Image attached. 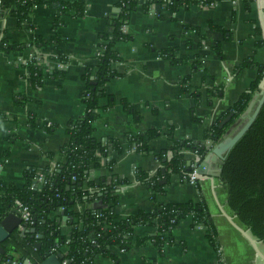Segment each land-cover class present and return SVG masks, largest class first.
<instances>
[{"label": "crops", "instance_id": "1", "mask_svg": "<svg viewBox=\"0 0 264 264\" xmlns=\"http://www.w3.org/2000/svg\"><path fill=\"white\" fill-rule=\"evenodd\" d=\"M44 1L33 8L25 21L0 11V112L6 115L0 122V181L17 187L25 184L28 168L53 169L61 160V150L69 141V123L85 111L83 72L87 66L96 65L102 37L113 33L111 19L121 11L117 0H85V14L77 18L65 16V25L55 31L56 11L47 2L62 0ZM138 1V8L123 28L132 40L115 46L122 61L114 66L121 75L105 84L108 96L100 99L93 131L97 140L118 141L122 150L118 152L108 145L102 164L92 165L87 177V181L115 188L120 218L152 208L154 193L139 180L138 170L151 176L159 170L164 172V159L171 155L168 149L172 136L203 143L205 132L243 93L251 91L259 76L256 65L264 64V0H218L213 7L189 0L177 9L167 4L171 0H160L148 11L144 9L146 0ZM210 23L222 30L213 31ZM56 32L57 42L52 38ZM201 35L205 38L201 39ZM37 38L45 45L37 46ZM3 41L22 48L6 52L1 48ZM197 42L204 48H198ZM216 43H220L222 55L212 49ZM166 48H177L179 56L188 57L187 62L171 64L159 54ZM199 53L205 57L195 67ZM35 57L42 61L44 69L39 87L27 70L28 62ZM61 57L70 61L63 64L66 74L56 77L51 70L63 68ZM186 77H190L187 83L183 81ZM260 89H264V76L255 92ZM33 115L35 126L29 124ZM48 122L56 127H47ZM131 129L143 134L150 129L160 131L161 135L149 142L150 153L136 150V144L129 139ZM233 129H229V136L237 127ZM199 156L195 151L186 152V163L191 162L193 168L191 173H196L194 164ZM220 168L212 162V174L196 173L194 182L180 174L171 175L165 183V178H161L163 192L155 195L162 203L198 201L203 197L217 228L218 248L207 237L205 225H194L187 218L174 228L172 242L163 248L148 241L126 251L115 249L120 263L264 264V244L252 236L228 205L229 188L218 175ZM124 179L128 182L122 183ZM84 187L98 191L87 187L86 182ZM3 195L0 189V211ZM88 206L101 209L104 204L102 200L78 203L72 210L83 212ZM49 218L62 233H70L72 227L62 212L52 211ZM153 234L154 228L148 225L134 228L137 239ZM10 257L20 259L14 251ZM94 264L115 262L98 253Z\"/></svg>", "mask_w": 264, "mask_h": 264}, {"label": "trees", "instance_id": "2", "mask_svg": "<svg viewBox=\"0 0 264 264\" xmlns=\"http://www.w3.org/2000/svg\"><path fill=\"white\" fill-rule=\"evenodd\" d=\"M188 1L171 0L167 4L171 9H177ZM43 2L46 1L0 0V11H8L20 21H25L30 18L33 8ZM159 2L160 0H146L145 11H148L153 3ZM139 3L138 0H117V6L121 11L111 19L114 31L111 35L102 37L103 42L100 46L104 49L96 54V65L87 66L82 75L86 85L82 96L85 111L83 115L69 123L67 128L69 141L62 148V158L56 167L53 169L28 168L25 172V184L22 187L7 185L0 181V189L4 191L3 210L11 209L16 201L22 202L30 209L34 222L28 226V229L33 227L36 229L34 235L29 232L26 237H23L15 232L11 239L6 240L2 244L6 254L3 255L0 264H5L4 261L10 259V253L13 251L20 256L17 261L19 264H24L25 259L41 262L54 251L61 252L68 264H94V257L98 253L111 258L115 264H121L115 249L126 251L148 241L163 248L165 243L172 242L174 228L187 218H190L194 225H205L207 237L211 244L218 248L217 228L203 197L198 201L162 203L156 199L155 195L163 192L164 185L160 184L161 178L169 180L173 174L184 177L190 175L193 169L188 170L187 151H195L199 155L205 154L207 144L204 142L207 140L219 142L231 125L246 111L264 76V64L256 65L259 68V76L252 84L251 91L243 93L239 100L205 132L203 143L180 140L172 136V145L168 149L171 155L164 159V172L159 170L155 176H151L150 173L138 170L139 180L154 193L152 208L149 211H140L127 218H120L117 212L118 197L115 194V188L100 182L87 181L91 166H100L107 156L108 145H112L118 152L122 150V145L118 141L109 140L103 143L93 136V131L94 123L99 117L100 99L108 96L105 84L121 75L114 66L122 61L115 46L120 41L132 40L131 35L125 33L123 28ZM47 5L56 11L53 26L55 31L65 25V16L77 18L84 15L87 9L85 0L48 1ZM209 27L213 31L222 30L212 23ZM196 30L200 34L199 30ZM52 38L57 42L58 32ZM203 38L205 37L201 35V39ZM36 44L37 46L45 45L40 38H37ZM191 44L193 45L190 42L189 45ZM196 46L200 49L204 48L201 42H197ZM1 48L11 52L22 48V45L3 41ZM212 49L222 55L220 43L213 45ZM177 52V48H166L159 51V54L173 65L187 62L188 57L179 56ZM204 57V53L197 54L194 66H198ZM69 61L68 58L61 57L62 64H68ZM27 70L35 85L41 86L44 75L42 61L35 57L32 63L27 65ZM65 72L64 67L51 70V74L56 77L65 75ZM189 78L186 77L183 81L187 83ZM113 104L114 100L110 106ZM124 106L127 110L131 109L126 101ZM231 112L234 113L232 120L220 128V123ZM5 119L6 115L0 112V122ZM29 124L35 126L34 115L29 118ZM54 127L56 126L53 125L50 128ZM129 134H131L130 142L136 144V150L140 153H150L149 142L161 135L160 131L155 129H150L145 134L131 129ZM41 175L45 176V181L38 183ZM220 176L229 188L228 205L254 237L264 244V104L252 126L227 155ZM85 182L87 187L98 188V191L85 189ZM127 182V179L122 180V183ZM97 200H102L103 208L94 209L88 206L83 212L72 210L75 204H91ZM56 210L67 217V222L72 227L70 233H62L49 218L50 213ZM142 224L153 227L154 234L137 239L134 237V228ZM35 242L39 243L40 248L34 245Z\"/></svg>", "mask_w": 264, "mask_h": 264}, {"label": "water", "instance_id": "3", "mask_svg": "<svg viewBox=\"0 0 264 264\" xmlns=\"http://www.w3.org/2000/svg\"><path fill=\"white\" fill-rule=\"evenodd\" d=\"M264 104V89H260L257 92L254 93V96L252 100L249 103V106L247 107L246 111L231 125L229 128L230 131L237 127L244 118L248 116L247 121L245 124L236 132L234 135L229 136L228 132L229 129L226 131V133L223 135L221 140L219 142H215L214 140H209L207 144V152L205 154H202L199 156V161H197L194 165L196 166V173L198 176H208L211 175L212 172L210 170V165L212 162L218 163L220 168V173L218 175H221L222 165L231 151V149L235 146V144L243 137V135L249 130V128L254 123L255 119L257 118L262 106ZM252 111L251 115L249 113ZM234 117V113H230L223 121L220 123L219 127L223 128L227 123H229L232 118ZM188 163V170L193 169L191 166V162ZM164 183L167 182L166 179L163 181ZM69 189V187H67ZM67 218V217H66ZM36 220V218H34ZM20 226H23V228L20 229L19 233L26 237L29 232H31L33 235L36 232V229L30 228L28 229V226L23 223L21 218V213L16 208L12 207L9 210H1L0 211V252L4 255L6 254V249L2 245L6 240L11 239V237L14 235L18 228ZM248 231L251 233V231L248 229ZM252 234V233H251ZM252 236H254L252 234ZM33 237V236H31ZM35 246L40 248L39 243L35 242ZM63 254L61 252H56L50 254L48 257L43 259L40 263L39 262H33L29 259L24 260V264H62ZM13 261V258L10 257V262ZM10 264V263H8Z\"/></svg>", "mask_w": 264, "mask_h": 264}, {"label": "built area", "instance_id": "4", "mask_svg": "<svg viewBox=\"0 0 264 264\" xmlns=\"http://www.w3.org/2000/svg\"><path fill=\"white\" fill-rule=\"evenodd\" d=\"M197 1H201L207 7H213L216 4V2H213L212 0H197ZM103 49H104V47L100 46L99 49H98V52L100 53L101 51H103ZM98 52H97V54H98ZM33 59L30 62H28V65H30L32 63ZM60 66L63 67L64 65L60 64ZM46 126L47 127H51L52 123L48 122L46 124ZM152 176H154V175H152ZM195 176H196V173H190V175L187 178L190 181L194 182L195 181ZM73 179H75V178H73ZM44 181H45V176L41 175L39 177V179H38V183H42ZM13 207L16 208L18 211H20L23 223H25L27 226H29V225L34 223L33 220H32V214H31L30 209L28 207L24 206L22 202L16 201ZM21 228H23V226ZM54 253H56V252L54 251ZM2 260H3V254L0 252V261H2ZM4 263L5 264H8V263H10V264H19L15 260L10 262V259L5 260ZM62 264H68L67 259H64V257L62 259Z\"/></svg>", "mask_w": 264, "mask_h": 264}, {"label": "rangeland", "instance_id": "5", "mask_svg": "<svg viewBox=\"0 0 264 264\" xmlns=\"http://www.w3.org/2000/svg\"><path fill=\"white\" fill-rule=\"evenodd\" d=\"M252 111L253 110H251V112L249 113V115H251V113H252ZM247 119H248V116L246 117V118H244L243 119V121L239 124V126H237V129L235 130V131H233L232 133H231V135H234L233 133H236L244 124H245V122L247 121ZM234 130V129H233ZM263 247V246H262ZM263 249H264V247H263Z\"/></svg>", "mask_w": 264, "mask_h": 264}]
</instances>
